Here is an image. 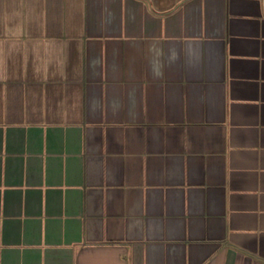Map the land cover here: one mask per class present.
<instances>
[{
  "label": "crops",
  "instance_id": "obj_1",
  "mask_svg": "<svg viewBox=\"0 0 264 264\" xmlns=\"http://www.w3.org/2000/svg\"><path fill=\"white\" fill-rule=\"evenodd\" d=\"M0 264H264V0H0Z\"/></svg>",
  "mask_w": 264,
  "mask_h": 264
}]
</instances>
